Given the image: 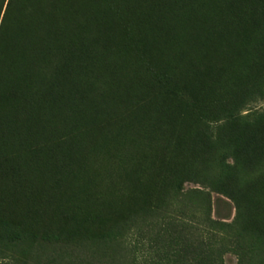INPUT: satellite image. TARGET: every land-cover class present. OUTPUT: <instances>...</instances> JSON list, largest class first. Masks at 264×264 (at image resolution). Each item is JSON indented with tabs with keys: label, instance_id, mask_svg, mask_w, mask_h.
I'll return each instance as SVG.
<instances>
[{
	"label": "rangeland",
	"instance_id": "rangeland-1",
	"mask_svg": "<svg viewBox=\"0 0 264 264\" xmlns=\"http://www.w3.org/2000/svg\"><path fill=\"white\" fill-rule=\"evenodd\" d=\"M6 121L0 264H264V0H0Z\"/></svg>",
	"mask_w": 264,
	"mask_h": 264
},
{
	"label": "trees",
	"instance_id": "trees-1",
	"mask_svg": "<svg viewBox=\"0 0 264 264\" xmlns=\"http://www.w3.org/2000/svg\"><path fill=\"white\" fill-rule=\"evenodd\" d=\"M8 6H9V3L7 5V9H6V11H5L4 16H3L2 19L5 18V14H6L7 10H8ZM2 22H3V20H2ZM40 98H41V100H44V95L42 93H40L39 91L34 94V97L33 98H30V100L33 101V106L34 107H36V103H37L36 100L37 99L40 100ZM30 100L27 99V98H23V100L20 102V105H18V106H10V107L13 109V108H17V107H22L23 106V111L21 110V108L13 109V113L14 114L17 113V116L15 118L13 116L12 117L14 118L15 122L23 119L22 120L23 123H26L28 125H31V127H32L33 125H36L39 120H38L37 112H35L36 109H34L32 106L29 107V105L26 103V102H30ZM20 111L21 112H27L28 116L26 118H29V119H25L23 117V115L20 114ZM8 128L9 129L6 130V131H4V132H1L0 131V134L1 133H4V135H6L8 133V131L10 130V126Z\"/></svg>",
	"mask_w": 264,
	"mask_h": 264
},
{
	"label": "bare ground",
	"instance_id": "bare-ground-1",
	"mask_svg": "<svg viewBox=\"0 0 264 264\" xmlns=\"http://www.w3.org/2000/svg\"><path fill=\"white\" fill-rule=\"evenodd\" d=\"M185 2H187V3L192 2V3H194V2H197V0H185ZM57 69H58V68H57ZM16 116H17V113H15L13 117L15 118ZM8 119H9V118H8ZM4 120H5V119H4ZM10 121H11V120H10ZM0 124H1V123H0ZM2 124H3V123H2ZM6 124H7V125L4 126L3 129H2V127H1V129H0L1 132H4V131H6V130L9 129L8 127H9L10 124H8V121H6Z\"/></svg>",
	"mask_w": 264,
	"mask_h": 264
}]
</instances>
